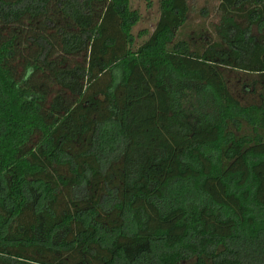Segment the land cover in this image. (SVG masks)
I'll return each instance as SVG.
<instances>
[{"label":"trees","instance_id":"trees-1","mask_svg":"<svg viewBox=\"0 0 264 264\" xmlns=\"http://www.w3.org/2000/svg\"><path fill=\"white\" fill-rule=\"evenodd\" d=\"M160 1L134 49L131 0H0V264H264V104L226 74L264 95V0H223L195 46L189 0ZM173 77L217 111H188Z\"/></svg>","mask_w":264,"mask_h":264},{"label":"rangeland","instance_id":"rangeland-1","mask_svg":"<svg viewBox=\"0 0 264 264\" xmlns=\"http://www.w3.org/2000/svg\"><path fill=\"white\" fill-rule=\"evenodd\" d=\"M222 1L223 0H189L191 10L186 25L179 30V36L185 39L192 38L194 46L218 40V28L223 20L220 9ZM131 8L139 15V20L131 29L133 47L134 49H137L154 33L161 13V1L131 0ZM263 26L264 22L260 25L253 26L252 33L256 36L260 35V32H264ZM226 74L228 76L229 86L232 93L239 97L243 103H260L263 99L264 104V95H260L261 87L259 84L257 85L256 92L251 93V89L253 88L251 84L254 79L258 78L256 74H247L235 70H226ZM166 82L173 90L178 92L183 106L188 111L196 112L198 110V112L203 111L209 113H215L217 111L219 104L213 94L207 90L204 93H201L202 86L198 83H188L180 80L178 77H173V79ZM246 84H248V87L246 86V90L244 91L243 88ZM195 95H197V98H195ZM200 102H203L204 104L203 110L199 107ZM262 124L263 125L260 128L264 129V123ZM42 192L37 193V204H39L40 201L43 202ZM2 230L3 236H8V238L14 236L11 223L3 225ZM36 233L39 241L49 243L50 245L58 246L63 237L62 231L59 230L53 238H47L45 236V227L42 224L37 229ZM112 236L113 235L107 238ZM143 247H145L143 244L130 247L128 248V253L133 254L141 250Z\"/></svg>","mask_w":264,"mask_h":264}]
</instances>
